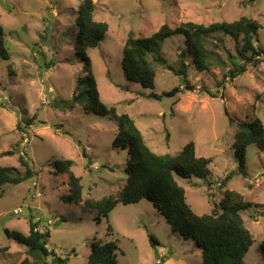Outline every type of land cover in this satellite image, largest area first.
<instances>
[{
	"label": "rangeland",
	"instance_id": "rangeland-1",
	"mask_svg": "<svg viewBox=\"0 0 264 264\" xmlns=\"http://www.w3.org/2000/svg\"><path fill=\"white\" fill-rule=\"evenodd\" d=\"M81 1L0 0L2 39L9 54V59L0 55V165L24 173L19 162L23 155L35 172L17 185L0 187V264L34 260L25 246L5 233L28 234L29 216L39 220L40 229L49 231L48 248L68 258V264H87L95 238L116 241L117 264H202L197 242L174 232L149 199L119 203L108 219L100 221L96 211L64 199L68 176L56 173L54 166L61 159L73 161L71 170L81 177L85 196L101 199L125 183L127 152L112 147L117 133L114 121L74 100L78 79L85 77L75 49L76 10ZM93 2L95 20L109 27L100 45L87 50L101 101L128 113L158 154L175 155L193 141L198 156L211 158L207 177L176 176V181L198 215L211 213L226 191H235L251 202V207L240 212L255 240L244 260L264 264L260 249L264 240V151L256 145L246 148L244 177L236 171L238 160L232 146L238 123L258 118L264 125V54L257 65L247 64L246 71L232 79L228 53L243 64L241 38L233 40L224 33L208 38L216 64L200 72L190 56L181 54L186 50L183 36H171L158 55L175 69L185 62L190 87L165 64L154 62L155 87L143 88L126 77L121 63L129 31L150 36L164 23L175 26L182 21L207 25L242 16L254 18L261 25L254 42L264 49V0ZM176 86L181 88L178 94L164 95ZM15 209L21 211L14 213Z\"/></svg>",
	"mask_w": 264,
	"mask_h": 264
},
{
	"label": "trees",
	"instance_id": "trees-1",
	"mask_svg": "<svg viewBox=\"0 0 264 264\" xmlns=\"http://www.w3.org/2000/svg\"><path fill=\"white\" fill-rule=\"evenodd\" d=\"M95 10L96 3L93 0H82L76 10L78 31L75 49L83 63L85 77L78 79L74 100L83 103L85 109L98 115L109 116L114 121L117 133L112 147L127 152L125 183L115 193L101 199L85 196L81 177L71 170L73 161L61 159L55 162L54 166L56 173L68 176V193L64 199L96 211L98 221L101 218L108 219L119 203L126 205L137 203L143 198L149 199L174 232L197 242L201 248L202 264H246L245 255L255 240L245 226L240 212L251 207L252 203L244 201L241 194L235 191H226L224 198L218 206L215 205L211 213L196 214L188 204L185 190L176 181V176L183 179L205 178L210 174L208 165L212 159L198 156L193 141L188 142L175 155L158 154L149 146L135 120L128 113L120 112L116 106H107L101 101L87 50L100 45L109 27L107 22L95 20ZM260 27L258 20L242 16L237 20L212 22L207 25L194 21H182L175 26L164 23L150 36L129 31L122 50V69L129 80L140 83L143 88L153 89L157 75L154 62H160L175 75L181 76L185 87H190L186 78L187 64L182 61L179 69H175L158 55L163 42L174 35L183 36L186 50L181 54L190 56L194 67L203 72L209 71L216 64L208 38L215 33H224L233 40L241 38L242 41L240 55L244 60L243 64L228 53L232 66L228 75L233 79L246 71L247 64L255 66L260 62L264 49L254 42ZM0 33V55L9 59L2 39L1 25ZM217 62L224 64L218 57ZM180 91V86H176L164 95L175 96ZM149 96L157 98L153 94ZM249 145H256L264 151V125L258 118L238 123L234 133L232 146L238 160L236 171L244 177H247L245 150ZM83 152L88 156L85 150ZM19 162L25 168L24 173L13 166L0 165V187L17 185L35 175L27 158L20 155ZM232 175L233 172L229 173L223 183L228 182ZM34 219V216H29L28 234L5 230L9 238L25 246L28 253L34 256L33 261L25 258L20 264H68V258H63L55 250L48 248L50 233L40 229L39 220ZM108 231H113L110 224ZM150 243H155V240L151 239ZM117 249L115 240L95 238L91 243L87 264H117ZM260 249L264 252V240L260 242Z\"/></svg>",
	"mask_w": 264,
	"mask_h": 264
},
{
	"label": "built area",
	"instance_id": "built-area-1",
	"mask_svg": "<svg viewBox=\"0 0 264 264\" xmlns=\"http://www.w3.org/2000/svg\"><path fill=\"white\" fill-rule=\"evenodd\" d=\"M21 210L20 209H15L14 213H19Z\"/></svg>",
	"mask_w": 264,
	"mask_h": 264
}]
</instances>
